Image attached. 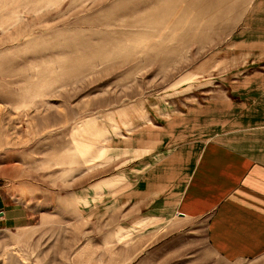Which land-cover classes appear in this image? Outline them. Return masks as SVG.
<instances>
[{
	"label": "rangeland",
	"instance_id": "rangeland-1",
	"mask_svg": "<svg viewBox=\"0 0 264 264\" xmlns=\"http://www.w3.org/2000/svg\"><path fill=\"white\" fill-rule=\"evenodd\" d=\"M258 73L264 0H0V195L71 205L73 191L121 172L128 151L109 144L118 111L162 105L208 125L243 92L264 93V78H247ZM64 220L0 224V264L9 251L27 264H264L223 260L205 222L174 215L98 234Z\"/></svg>",
	"mask_w": 264,
	"mask_h": 264
},
{
	"label": "crops",
	"instance_id": "crops-1",
	"mask_svg": "<svg viewBox=\"0 0 264 264\" xmlns=\"http://www.w3.org/2000/svg\"><path fill=\"white\" fill-rule=\"evenodd\" d=\"M249 77L258 81L264 74ZM242 98L226 112L231 116H214L208 125L200 118L187 124L190 111L171 112L162 105L135 104L118 111L119 131L109 144L111 150L128 151L121 172L73 191L71 205L41 207L0 195L1 226L33 229L39 214L63 217L70 226H90L92 234L105 227L115 233L149 220L161 226L174 215L191 225L205 222L206 242L225 261L264 259V93L243 92Z\"/></svg>",
	"mask_w": 264,
	"mask_h": 264
},
{
	"label": "bare ground",
	"instance_id": "bare-ground-1",
	"mask_svg": "<svg viewBox=\"0 0 264 264\" xmlns=\"http://www.w3.org/2000/svg\"><path fill=\"white\" fill-rule=\"evenodd\" d=\"M11 249V248H10ZM15 249V248H14ZM13 249V250H14ZM7 250V249H6ZM3 256V255H2ZM6 259L4 261V264H27L25 258L17 256L13 251H9L6 254ZM5 257V256H4ZM3 257V258H4ZM1 258V257H0ZM2 259V258H1ZM0 259V260H1ZM1 262V261H0ZM3 262V261H2ZM3 264V263H2ZM30 264V263H29Z\"/></svg>",
	"mask_w": 264,
	"mask_h": 264
}]
</instances>
